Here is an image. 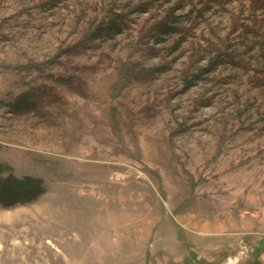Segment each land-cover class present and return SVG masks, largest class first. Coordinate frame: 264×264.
<instances>
[{
    "label": "rangeland",
    "instance_id": "obj_1",
    "mask_svg": "<svg viewBox=\"0 0 264 264\" xmlns=\"http://www.w3.org/2000/svg\"><path fill=\"white\" fill-rule=\"evenodd\" d=\"M0 264H264V0H0Z\"/></svg>",
    "mask_w": 264,
    "mask_h": 264
},
{
    "label": "trees",
    "instance_id": "obj_2",
    "mask_svg": "<svg viewBox=\"0 0 264 264\" xmlns=\"http://www.w3.org/2000/svg\"><path fill=\"white\" fill-rule=\"evenodd\" d=\"M47 192L44 181L35 177L19 178L14 170L0 163V209H13L38 202Z\"/></svg>",
    "mask_w": 264,
    "mask_h": 264
}]
</instances>
